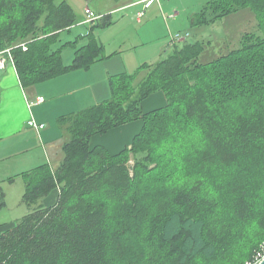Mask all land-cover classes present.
I'll return each instance as SVG.
<instances>
[{
    "label": "trees",
    "instance_id": "1",
    "mask_svg": "<svg viewBox=\"0 0 264 264\" xmlns=\"http://www.w3.org/2000/svg\"><path fill=\"white\" fill-rule=\"evenodd\" d=\"M244 8L257 28L239 47L201 61L204 42L185 40L155 63L111 75L107 99L57 118L68 136L60 161L21 173L29 211L1 227L0 264L252 259L264 243V0H208L191 24ZM99 15L85 34L63 40L78 20L67 0H0V51L11 48L25 89L88 70L107 57L94 32L113 20ZM67 46L75 48L70 63ZM157 91L167 105L144 112L143 100ZM139 119L141 131L120 152L92 145L95 135Z\"/></svg>",
    "mask_w": 264,
    "mask_h": 264
},
{
    "label": "rangeland",
    "instance_id": "2",
    "mask_svg": "<svg viewBox=\"0 0 264 264\" xmlns=\"http://www.w3.org/2000/svg\"><path fill=\"white\" fill-rule=\"evenodd\" d=\"M67 1H71L74 4L76 13L80 18L86 14L85 9L87 7H90L95 14L97 12L98 14L112 15L113 24L110 27L96 29L94 34L98 40L100 37L106 44V49L104 46L103 51V55L107 56L104 59L109 60L106 66L120 72L122 70L128 72L134 71L138 67L137 59H141L140 61L138 60L140 64L142 63L141 61L155 63L167 57L174 48L173 43L176 42L178 46H181L184 42L183 40L175 39L174 35L176 34H181L182 37L186 38L189 42L203 41L206 48L201 57V61H208L220 53H227L239 47L241 35L245 32L254 31L257 28V20L253 11L249 8L241 9L236 13L216 21L214 24L192 27L191 22L193 13L199 11L208 0H148L150 3L147 9H144V15L141 17L142 23L138 21L139 14L137 13L142 6H145L147 0H142V5H130L123 10L117 11H115L117 7L130 4L137 0ZM92 22L94 23V20ZM78 31H82L84 34L87 29L80 23V25L76 29H72L71 32L63 33L62 39H74L76 35H78ZM187 33L188 35H186ZM88 40L89 38L87 37L82 38L78 45H83L87 43ZM120 48H122L124 52L118 53L117 49ZM74 50L75 48L71 46L65 48V63H70ZM108 51L111 52L110 55L112 56L106 55ZM145 51L147 56H144ZM98 68L99 70H97L96 73H101L103 69H105L103 65H99ZM113 74L115 73L111 72V75ZM144 74L145 71L140 74L139 78L134 83L135 86ZM159 94L162 99L165 98L164 93L161 92ZM165 102L166 99H164L162 104H153L154 106L152 105L150 107L148 105L143 106L142 103L143 111H149L153 108L160 107L164 105ZM132 122H138L141 128V120ZM54 123L58 126L57 118L54 120ZM126 132V129H124L125 134ZM135 133L132 134L131 137H133ZM6 142H8V140L3 143L5 148L0 158V195L2 192L5 194V206L0 210V229L1 227L3 228V226L16 223L29 211L27 205L22 200L26 180L21 173L38 166L41 162L46 160L42 159L45 151L38 142L34 146H29L27 150H23V148L19 146L10 147ZM57 158H59V156ZM56 162L53 161L52 165H56ZM133 164L131 160V165ZM13 176H15V178L11 181L10 178ZM49 197H47V203H51L53 200L51 198L55 196L52 194L51 197Z\"/></svg>",
    "mask_w": 264,
    "mask_h": 264
},
{
    "label": "crops",
    "instance_id": "3",
    "mask_svg": "<svg viewBox=\"0 0 264 264\" xmlns=\"http://www.w3.org/2000/svg\"><path fill=\"white\" fill-rule=\"evenodd\" d=\"M141 1L142 0H137L127 5H121L117 7L115 11L123 10L130 5H142ZM69 3L75 10L74 4L71 1ZM147 3L148 0L145 2V6H142V8L138 10L137 14L141 11L144 12V9H147L149 6ZM96 14L99 15L97 12ZM87 17V14L83 15L81 18L77 15L78 20L76 25L79 26L81 23L88 30L94 23L88 21ZM138 19V21L141 22V17H139V15ZM76 25L72 27L73 30L78 27ZM77 34L83 33L82 31H78ZM99 40L104 44L106 49V44L103 39L99 37ZM181 40L185 41L186 38H182ZM173 44L175 45L177 43L175 42ZM117 50L118 53L124 52L122 48ZM110 54L111 52L108 51L106 55L109 56ZM144 56H147L146 51ZM104 58L99 59L88 70L81 69L71 71L28 89H25L21 85L14 64L8 62L7 67L0 70V158L3 155V149L5 148L3 143L7 140L8 142H6V144L10 147L19 146L23 148V150H27L29 146H34L38 142L45 151L42 159L46 160L43 162L49 161L53 163V161H57L55 163L57 165L61 158L60 147L67 138V134L62 133L59 126L55 125L54 120L61 115L79 111L105 100L110 96L109 77L111 76V72L118 74L120 71L113 70L106 66L108 65L106 63H108L109 60ZM138 60L140 61L141 59H137V66L141 64H139ZM99 65H103L105 69H103V72L101 73H96V71L99 70ZM161 92L164 93L163 91H157L144 99L142 102L143 106L148 105L150 107L153 104H162L164 99H166L164 105L157 108L166 106V95L164 93L165 98L162 99L159 94ZM41 96L44 97L43 102L38 101V98ZM30 120H35L37 123H44L45 127L42 129L35 128L29 124ZM142 126L143 121L141 128L138 122H129L120 126L121 128H113L105 134H97L92 138V145H102L112 154L118 153L126 146L131 145L133 138L141 131ZM124 129L127 131L126 134L124 133ZM134 133L135 135L131 137ZM58 156L59 158H57ZM56 165L53 164V166Z\"/></svg>",
    "mask_w": 264,
    "mask_h": 264
},
{
    "label": "built area",
    "instance_id": "4",
    "mask_svg": "<svg viewBox=\"0 0 264 264\" xmlns=\"http://www.w3.org/2000/svg\"><path fill=\"white\" fill-rule=\"evenodd\" d=\"M150 1H148L147 5H149ZM85 13L87 14L88 21L95 20L98 16L95 14L94 11H92L89 7L85 9ZM144 15V12H139V17H142ZM188 35V34H187ZM174 38L177 40H181L182 35L176 34L174 35ZM185 39V38H184ZM24 49H27L26 46H24ZM8 62H11L13 64L12 60V54H11V48H7L5 50L0 51V70L7 67ZM39 102L44 101V97L38 98ZM29 124L35 128L42 129L45 127L44 123H37L35 120H30ZM264 258V243L261 245L260 249L253 255L252 259L247 261L245 264H258L261 262V260Z\"/></svg>",
    "mask_w": 264,
    "mask_h": 264
},
{
    "label": "water",
    "instance_id": "5",
    "mask_svg": "<svg viewBox=\"0 0 264 264\" xmlns=\"http://www.w3.org/2000/svg\"><path fill=\"white\" fill-rule=\"evenodd\" d=\"M258 264H264V258L261 260V262L260 263H258Z\"/></svg>",
    "mask_w": 264,
    "mask_h": 264
}]
</instances>
